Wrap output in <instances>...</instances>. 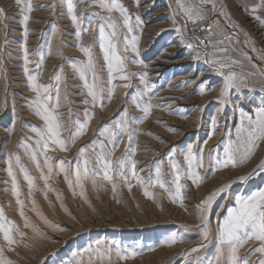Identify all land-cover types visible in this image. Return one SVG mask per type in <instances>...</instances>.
I'll return each mask as SVG.
<instances>
[{"label": "rangeland", "instance_id": "374dc122", "mask_svg": "<svg viewBox=\"0 0 264 264\" xmlns=\"http://www.w3.org/2000/svg\"><path fill=\"white\" fill-rule=\"evenodd\" d=\"M224 1L225 4L221 0H191L194 6L201 9L205 19L195 25L189 22L185 27V18L179 11L175 17L176 23H173V10L177 8L175 0H138V6L137 0H121L132 16L134 34L139 36V55L125 53L128 56L126 71L135 74L130 77L131 86L116 87L111 101L106 98L102 101L104 107L101 110L99 106L91 109L83 103L90 97L84 94L82 81L73 69L74 64L78 65L79 61L87 59L77 45H90L100 66L99 74L107 81V69L99 47V30L96 27L98 22L94 21L92 28L82 33L81 40H77L76 27L67 12V0H32L34 10L28 22L27 47L31 61L28 68L30 74L38 75L39 84L49 86L53 96L57 86L61 89L62 98L67 93V101L62 99V105L58 109L61 119L66 123L63 136L70 137L77 122L86 119L85 108L95 113L86 134L76 140L69 150L49 152L53 157L54 171L46 187L40 171L22 147L25 144L35 147L37 137L31 128L43 126V121L28 107L36 94L27 86L24 73V38L20 22L22 15L14 0H0V8L6 15V19L0 22V45H3V51L0 52V209H3L6 220L0 222H14L20 232L24 233L21 236L13 231L16 242L11 248L3 239V233H0V248L3 249L0 255L4 260L11 261L12 264H76L77 258L73 256V252L89 246L93 250L98 248L101 252L110 249L113 259H116V245L123 247L139 243L143 246L140 255L126 261L117 260V264H210L217 247V213L221 218L225 216L226 209L235 206V195H246L264 187V173L254 175L244 182L233 183L225 194L216 197L209 214L211 232L209 240L205 242L206 247L199 249L197 253L187 254L186 250L202 243L200 232L195 227L199 224L195 206L221 185L251 173L264 159V142H261L248 162L236 168L216 171L214 175L204 179L199 187L190 179H182L181 182L186 185L183 207L179 201L174 203L168 192L159 186H152L150 181L156 179L159 169L162 179L174 192L175 187L171 184L174 170L171 165L177 163L181 168H186L183 153L189 144L196 145L197 149L203 146L205 163L210 149L214 150L213 156H222L223 142L229 138L224 134L225 131L231 129L234 138L235 126L239 123L238 107L251 111L252 107L264 106V92L259 91V82L264 78L261 76L264 74V25L253 18L254 15L264 18V8L253 14L250 9L260 4V0ZM73 2L82 28H87L90 14L98 9L88 0ZM53 4L55 9L51 7ZM246 8L249 10L246 11ZM114 15L119 17V13ZM137 15L143 21L139 27H136L135 22ZM177 27L181 31L177 32ZM209 27L211 36L207 31ZM198 39L204 41V44H198ZM220 40H224L222 46L229 48L231 58L240 62L232 67V71L237 74H256L249 80L256 85V91L242 89L241 93L236 94L235 90H230L232 103L225 106L218 102L223 76L218 74L217 66L205 63V53H212L213 45ZM189 43L193 44L192 49L186 47ZM197 53L200 55L199 59L196 58ZM41 56L45 57L44 63L37 67ZM133 60L141 63H133ZM229 70L223 69L225 73ZM144 72L148 73V83L154 85L144 99L148 101L150 98L155 107L151 109L148 118L139 123L143 113L131 103V97L143 91L140 74ZM56 77H60V80L57 81ZM123 83L125 81L119 79L112 81L115 85ZM202 84L206 89L203 95L199 92ZM125 108L128 112L129 129L136 130L130 145L135 149L132 158L137 161L136 171L145 187L132 179L129 191L121 181L117 191L113 193L110 184L105 183L103 187L94 189L91 182H86L87 199L79 194L80 189L75 185L76 195H73L65 174L58 172L59 161L63 159L70 162L65 167L69 170V178L74 179L72 173L79 149L87 146L86 150L91 154L93 148L90 142L97 139V130L113 119H120ZM213 118L218 127L212 138L208 139L212 133ZM13 124L15 131L9 133L7 129ZM169 128L176 131H169ZM121 139L123 142L116 149L114 159L121 156L129 145L127 136H122ZM205 140L208 141L206 145ZM96 150L98 151V146ZM10 154L20 185L19 198L25 205V216L38 231L34 232L32 227H24V219L19 214L20 206L11 192V177L7 172ZM17 156L35 178L36 189L31 198L28 195L27 181L16 164ZM38 159L43 166V157L38 156ZM43 171L47 174V167ZM198 171L201 175L205 174L203 168ZM145 188L152 198L144 195ZM32 199H35L36 208L48 221L66 230L56 231L49 227L32 210ZM221 206L224 210H221ZM182 225L193 227L185 229ZM171 233L181 236L184 242L171 246L162 244V240ZM97 241L100 243L97 244ZM259 244V241H249L240 249V257H247L248 264H255L261 258V253H252V250ZM149 246L154 250H149Z\"/></svg>", "mask_w": 264, "mask_h": 264}, {"label": "snow or ice", "instance_id": "6c2138e0", "mask_svg": "<svg viewBox=\"0 0 264 264\" xmlns=\"http://www.w3.org/2000/svg\"><path fill=\"white\" fill-rule=\"evenodd\" d=\"M83 2V0H81ZM88 2L98 9L90 14V19L87 28H82L80 21L76 15V4L73 0H67V12L72 19V23L76 27L75 36L77 40L82 39V33L89 31L92 28L93 22L96 23V27L99 30V47L103 54L104 66L107 69V81H104L100 74V66L97 64L96 58L91 50V46H84L82 44L77 45L80 51H82L87 57L86 60L79 61L78 65L74 64L73 69L78 74L79 79L82 81V89L84 94L90 99H85L84 104L89 105L91 109H95L97 106L103 110L102 101L106 98L109 102L115 93L116 87L129 88L130 77L135 75L134 73H128L127 61L128 56L125 53L133 52L137 56L139 55V36L134 34L135 28L132 23V16L129 14L128 9L122 4L121 0H88ZM203 2V0H201ZM15 5L18 6L22 19L21 24L23 26V38L24 43L23 50V67L24 73L27 77L28 87L34 92L35 99L28 105L32 109L36 116L43 121L42 127H32L31 131L35 133V147L32 145H22L25 148L26 153L29 155V159L34 163L36 168L41 173V179L45 182L47 187L48 181L51 178L54 166L52 164L53 157L49 152H55L57 149L60 151H67L69 147L75 144L76 140L80 139L86 134L89 123L94 118L95 113L90 111L89 108L84 109V116L86 119L83 122H77L76 128L70 137L65 138L63 132L66 131V123L61 119V113L58 109L62 105V99L67 101V93L61 96V89L59 86L55 88V95L50 92L48 85H42L37 82L38 75L30 74L28 65L31 63L29 60V51L27 47V40L29 35L28 22L31 18L30 14L34 10L32 0H14ZM177 8L173 10V23H176V14L179 11L185 18V27L187 23L197 24L205 19V16L199 7L194 6L191 0H175ZM138 6V0H137ZM46 7V6H45ZM55 9V5H51ZM215 8V5H213ZM261 8H264V0H260V4L253 6L250 11L254 14ZM248 11L249 9H245ZM114 13H119V17ZM264 25V18L259 15L253 17ZM6 19V15L2 8H0V22ZM136 27L143 24L141 18L137 15L135 17ZM6 28L7 25L5 24ZM124 29L126 31H121ZM204 30V29H202ZM142 33V27H140ZM164 31V30H161ZM179 32L181 29L176 28ZM211 36V27L207 29ZM225 39H229L225 37ZM6 43V41H5ZM198 44H204V41L198 39ZM224 45V40H220L213 45L212 53H205V63L213 64L217 66V72L223 76V84L219 90L218 102L221 106H225L232 103L230 96V90H235L236 94L241 93L242 89H249V91H256V85L250 83L249 80L255 77V73L249 72L246 74H237L232 71V67L239 65L240 62L231 58L229 48ZM187 48L192 49L193 44L186 45ZM207 47V45H205ZM3 51V45H0V52ZM51 54V45H49V52ZM59 54V53H58ZM200 58L199 53L196 56ZM44 56H41L37 67H40L44 63ZM2 61V58H0ZM133 63H141L140 61L133 60ZM230 69L227 73L223 69ZM264 77V74H261ZM57 81L60 77H56ZM119 79L125 81L120 85L112 84V81ZM140 81L144 86L143 91L138 92L131 97V103L134 104L143 113V117L138 120L139 123H143L151 113V109L155 107L151 104L150 98L148 101L144 99L148 92L152 91L154 85L148 83V73L144 72L140 74ZM111 85V87H107ZM212 90V89H207ZM206 89L202 85L199 86V92L201 95L205 93ZM259 91L264 92V78L259 82ZM127 95V93H125ZM71 111V110H69ZM239 123L235 126V133L233 138V132L231 129L225 131V135L229 137L223 142V155H212L214 150H209L207 157V163H205L204 148L203 146L196 148V145L189 144L186 151L183 153L184 161L186 162V168H181L177 163H172L171 167L174 170V177L171 184L174 185L175 191L169 187L162 177L160 170H157L156 179L150 181L152 186H159L165 192L169 193L172 201L180 202L183 207L184 189L186 185L181 181L182 179H190L192 183L199 187L200 183L207 179L209 176L214 175L216 171L224 168L239 167L248 162L254 155L261 142H264V106L252 107L251 111H246L243 107H238ZM128 112L125 108L120 119H113L105 126H102L97 130V139L90 142L93 151L89 154L86 150L87 146L79 149L77 162L74 167L72 176L74 179L69 178V170L65 165L70 163L61 159L59 161L58 172L65 174V180L69 185V188L73 189V195H76L74 185L79 187L80 195L87 199L85 195V183L91 182L94 189L101 188L105 183L110 184L113 193L117 191L119 183L122 181L131 190V180L135 179L141 187H145L144 181L138 176L136 171L137 161L132 157L135 155V149L130 147L133 143L135 129H129ZM212 133L208 136V139L212 138V134L215 133L218 127L215 118L211 121ZM9 133L15 131L14 124L7 129ZM169 131H176V129L169 128ZM122 136H127L129 145L125 147L124 153L116 157L114 154L119 144L122 143ZM99 137H103L100 139ZM207 140L204 144H207ZM98 146V151L96 150ZM194 149H196L194 151ZM38 156H42L44 163L43 166L38 159ZM16 164L19 167L20 172L23 174V178L27 181L28 195L31 198L33 191L36 189L35 178L31 176L28 170L20 162L19 156L16 157ZM47 167V174L43 171V168ZM205 169V174L201 175L199 169ZM259 170V171H258ZM7 172L11 177V192L17 198V204L19 207V214L24 219V227H32L33 231H38L37 228L32 225L29 219L24 213V202L20 200V185L17 179V173L13 168V163L10 158L8 160ZM264 173V159L253 169L251 173L239 176L235 181H230L210 192L204 197L200 203L195 207L197 209V219L199 224L195 227L199 230L202 238V243L193 246L191 249L186 250L187 254L197 253L199 249L206 247V243L210 238V219L209 214L212 211L213 203L217 196L225 194L232 186L233 183L244 182L250 179L254 175ZM58 174V173H57ZM144 195L152 198L151 193L145 188ZM47 199V195L45 194ZM60 198L59 195L57 197ZM32 210L37 213L38 216L49 227H52L56 231H65L60 225L53 224L43 216L41 212L36 208V201L32 199ZM233 207L226 209V215L222 218L217 213L218 227H217V247L214 259L210 261V264H248L247 257L241 258L239 255L240 249L243 248L249 241H259L260 244L252 250V253H261V258L255 262V264H264V187H260L251 191L249 194L235 195ZM63 207V205H61ZM221 210H224L221 206ZM6 218L3 215V209H0V221H5ZM185 229L191 228V225H182ZM13 231L19 233L21 236L24 233L20 232L18 226L14 222H0V233H3V239L7 242L9 248L16 241L13 238ZM184 240L176 233H171L162 240V244L171 246L176 243H183ZM100 242L97 241V244ZM149 250H154L149 246ZM143 251V246L139 243L128 246L116 245L115 258L110 249H106L101 252L98 248L93 250L91 246L87 249L73 252V256L77 258L76 264H117V260L126 261L130 258H135ZM3 249L0 248V254ZM251 254V253H250ZM87 256L85 260L84 257ZM0 264H12L11 261H6L3 256L0 255ZM43 264V262H42Z\"/></svg>", "mask_w": 264, "mask_h": 264}, {"label": "bare ground", "instance_id": "6f19581e", "mask_svg": "<svg viewBox=\"0 0 264 264\" xmlns=\"http://www.w3.org/2000/svg\"><path fill=\"white\" fill-rule=\"evenodd\" d=\"M221 2H223V4H225V1L224 0H221Z\"/></svg>", "mask_w": 264, "mask_h": 264}]
</instances>
